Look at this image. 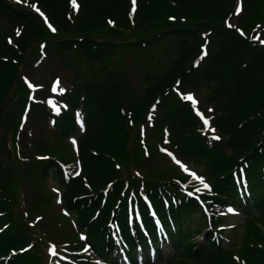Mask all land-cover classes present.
<instances>
[{"label":"trees","instance_id":"obj_1","mask_svg":"<svg viewBox=\"0 0 264 264\" xmlns=\"http://www.w3.org/2000/svg\"><path fill=\"white\" fill-rule=\"evenodd\" d=\"M76 5L72 0H0V264H94L78 252L84 242L71 222L58 237L71 242L65 247L68 256L54 255L47 262L48 242L28 220V214L34 216L52 201L46 184L29 210L15 197L20 191V123L30 95L22 71L38 59V43L50 42L55 55H78L95 65L117 48H142L168 37H173L174 58L160 74L144 77L151 82L139 96H132L123 72L100 63L94 70H108H100L99 78L72 79L57 94L63 104L59 113L44 102L32 104L52 141L37 143L34 154L22 152L23 163L38 167L40 179H55L57 205L74 213L75 226L85 230V241L103 258L115 245L109 222L119 226L129 247H135V237L146 244L137 209L153 241L168 242L172 249L167 261L156 264H264V44L253 39L264 27V0H136L135 11L132 0H76ZM232 18L241 25L233 26ZM175 85L206 90L198 112L174 94ZM170 95L175 104L149 125L151 105ZM13 103L18 112L11 118L5 114ZM202 119L215 131L206 130ZM143 125L150 129L146 138ZM70 137L76 138V151L66 141ZM161 144L201 166L213 194L197 192L177 165H151L143 146L158 151ZM76 161L78 175L73 174ZM195 195L208 208L227 203L243 216L239 244L244 260L232 258L235 247L224 245L222 230L216 228L222 217L212 213L208 219ZM146 199L167 238L158 239ZM58 218L56 213L53 220Z\"/></svg>","mask_w":264,"mask_h":264},{"label":"rangeland","instance_id":"obj_2","mask_svg":"<svg viewBox=\"0 0 264 264\" xmlns=\"http://www.w3.org/2000/svg\"><path fill=\"white\" fill-rule=\"evenodd\" d=\"M231 21H233V25L237 27L241 25L240 20L237 18H232ZM254 38L264 39V29L262 30V36L254 35ZM172 40L173 37H168L157 43L149 44L137 49L117 48L112 52V54L106 56L102 60H98L95 65L102 63L104 66H108L109 68L119 69L125 74L127 78L128 84L132 89V96H139L141 95L142 89L151 82L150 80H146V82L144 77L149 75L148 77H151L150 79H152L156 75L160 74L170 63L172 58H174L175 45ZM49 46L50 42L47 44L45 56L43 57L44 59L32 64V66L26 65L23 68L22 75L32 83V87L35 89L34 93L32 94V103H30V106L32 107V104L37 106L39 103L45 102L50 104L51 108L57 112L56 109H59L60 106L58 102H56L55 96L57 95V92L60 91V89L68 88L72 79L83 78V75L85 77L95 76L96 78H99L101 76L99 73L100 70L104 73L108 70V68H102L101 66L99 67L100 69L96 71L94 69L97 66L86 61L84 58L79 57L78 55H70L69 57L65 54L55 55ZM28 58L31 57L28 56ZM65 63H67L69 67H65ZM57 80L59 81V85L57 90L53 92V87ZM39 86H42V89H38ZM43 89H45L44 92H41ZM205 94L206 90L203 88H201L199 91H194L191 89L186 93H183L182 91L183 97L191 95L194 99L198 100H203ZM174 98L175 97L173 95H170L169 97L165 98L162 103H159L158 106L154 108V111L151 115L152 122H154L156 118L163 116V113L167 110V107H172L175 104L172 103ZM16 100V97L13 95L11 101L16 102ZM16 105L17 103H13L11 106H9L8 112H6L5 115L9 114L11 118L14 117L18 112ZM36 113L34 110H31V112L29 111L28 117L26 116V120H24V124L22 128H20L21 130L19 132L18 138L20 160L18 161L17 165V179L19 181L20 191L15 197L17 199L20 198L23 208L29 210L30 206L36 201H33L34 198H38L39 190L43 184H46L49 188H51V190L53 189L52 191L54 195L52 196V201L41 205L38 208L39 210L37 209V213L34 212V216L28 214V220L33 227L35 226L37 229L41 228L39 232L44 235V238L49 244L48 248H46V253L48 255L51 250H54L59 255H64V249L67 247L66 245L71 242L68 241L67 243L66 241H61V238H58L60 234L59 232L65 235L66 231L69 229L70 222L73 223L75 221V215L73 213L68 214L66 211H64V216L67 217L68 220L71 218V220L68 221L62 217V214L60 213V206L57 205L59 198L55 179L50 176L46 177L45 179H40L38 167L36 168L34 166H27L25 163H23L27 162V160L23 157L22 152L34 154L33 148L37 143L48 144L52 141L51 135L43 127L42 123L38 121ZM3 125L5 124L3 123ZM144 129L145 134L150 132V129L147 128V126H144ZM66 141L71 145L72 150H74L75 140L73 138H69ZM163 148L168 150L166 147ZM169 152L170 159L164 151L160 149H158V151H152V148L147 146L143 150V156L149 154V157L153 160L151 164L153 166H159L162 163L169 165L177 164L180 166L181 171L186 173H194V179L197 180L199 185L204 187L206 184L204 183L206 181V174L202 167L194 164L186 158L180 157L176 153L172 154V151ZM35 156L37 157V155ZM184 159L187 161H184ZM73 162H75V160ZM18 209L21 210L19 207ZM215 209L219 210V207L216 206ZM251 209L253 212L256 211L254 206ZM220 211L221 212L219 215L222 217V222L220 225H223L222 227H225L224 229L226 230L223 232V235L226 237V240H224L223 243L224 245L235 247L236 250L232 252V258L234 260H244L242 251L240 250L242 247H240L239 244L241 227L244 218L243 216L237 215L236 212L230 207H224ZM56 213L59 218L57 220H53ZM204 218L205 217L198 218L199 222L204 220ZM41 222L44 223L42 226ZM204 223L205 225L203 227H207V223L209 224L208 228L211 227V223H209V221ZM49 224L53 225L52 229H49ZM74 229L77 233V237L80 239L82 237V234L80 233L83 231H80L78 227H75ZM261 229L264 236V226H261ZM198 239L201 240V237H198ZM171 253L172 249L169 247V245H164L161 252L162 256L160 257L161 261H164V258L166 259L171 255ZM255 256V260L262 262L261 257L257 256L256 254ZM46 257L47 262H49V256L46 255ZM242 262L244 264L246 263L245 261ZM96 264L104 263L101 260L96 259Z\"/></svg>","mask_w":264,"mask_h":264},{"label":"snow or ice","instance_id":"obj_3","mask_svg":"<svg viewBox=\"0 0 264 264\" xmlns=\"http://www.w3.org/2000/svg\"><path fill=\"white\" fill-rule=\"evenodd\" d=\"M17 2H19V0H17ZM132 3H133V11H135V3H136V0H132ZM72 4H73V7H78V6L76 5V0H72ZM37 11H38V9H37ZM239 11H240V9H237V14H239ZM41 15H43V14L41 13ZM46 23H47V20H46ZM229 26L231 27V25H229ZM49 27L51 28L52 26L49 25ZM52 30L55 31L54 28H52ZM262 43H264V41H262ZM58 85H59V81L57 80L56 83H55V85H54V87H53V92H55V91L57 90ZM31 86H32V85H29V87H31ZM60 91L62 92L63 89H60ZM186 99L191 100V101L193 102L194 105L197 103V102L195 101V99H194L191 95L187 96ZM56 110L59 111L58 108H57ZM204 125H205V129H206V130H210V131H212V132L215 131L214 129H210V128H209V121H208L207 119L204 120ZM212 139H217V140H218V139H220V138L217 137V136H213ZM78 174H79V173H77V175H78ZM204 187L207 188V187H208L207 184H205ZM230 211H231V209H230ZM52 254L55 255V251H54V250H53V253H52Z\"/></svg>","mask_w":264,"mask_h":264}]
</instances>
